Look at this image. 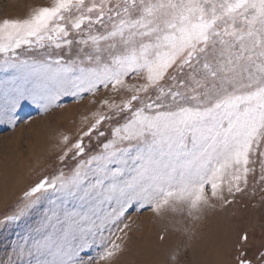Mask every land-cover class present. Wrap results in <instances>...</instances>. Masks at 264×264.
Returning a JSON list of instances; mask_svg holds the SVG:
<instances>
[{
    "label": "snow or ice",
    "instance_id": "snow-or-ice-1",
    "mask_svg": "<svg viewBox=\"0 0 264 264\" xmlns=\"http://www.w3.org/2000/svg\"><path fill=\"white\" fill-rule=\"evenodd\" d=\"M73 46L67 60L25 55ZM0 72L13 73L0 80V123L15 124L23 101L47 111L101 86L127 93L101 100L74 142L62 137L59 159L72 153L74 168L39 179L4 218L47 201L17 245L20 264H90L81 253L93 245L110 259L132 207L192 215L211 198L230 203L225 192L242 191L256 157L264 180V0H50L0 21ZM114 119L89 155L84 139L104 137Z\"/></svg>",
    "mask_w": 264,
    "mask_h": 264
},
{
    "label": "rangeland",
    "instance_id": "rangeland-1",
    "mask_svg": "<svg viewBox=\"0 0 264 264\" xmlns=\"http://www.w3.org/2000/svg\"><path fill=\"white\" fill-rule=\"evenodd\" d=\"M49 3L50 0H0V21L25 18L32 8ZM44 53L72 59L77 55V46L71 51L52 48L25 55L41 58ZM11 75L0 72V80ZM138 82L128 79L130 84ZM120 95L127 93L114 94L101 86L95 93L62 95L58 106L47 111L23 101L15 110V124L0 123V264H20L15 255L17 245L35 235L33 230L47 201L18 221L6 223L4 218L17 211L23 203L22 194L39 179L74 168L78 160L72 158V153L63 161L59 159L65 147L62 137L68 136L69 142H74L90 124L92 114L104 110L100 101L119 100ZM67 107L71 116L65 118ZM120 122L122 119L102 123L101 130L106 135L98 138L93 133L91 139L85 138L86 152L91 155L100 151V145L111 138L110 125ZM256 160L250 165L254 171L249 173L242 191L231 196L225 192L230 203L211 198L208 205L192 215L186 209L157 214L148 206H134L118 226L129 225L123 233H117L123 235L118 241L120 250L112 258L100 260L103 248L93 245L82 251V259L91 258L90 264H239L241 259L249 264H264V180L259 179V157Z\"/></svg>",
    "mask_w": 264,
    "mask_h": 264
},
{
    "label": "bare ground",
    "instance_id": "bare-ground-1",
    "mask_svg": "<svg viewBox=\"0 0 264 264\" xmlns=\"http://www.w3.org/2000/svg\"><path fill=\"white\" fill-rule=\"evenodd\" d=\"M69 116H71V110L69 109V107H67L66 112H65V118H68Z\"/></svg>",
    "mask_w": 264,
    "mask_h": 264
}]
</instances>
